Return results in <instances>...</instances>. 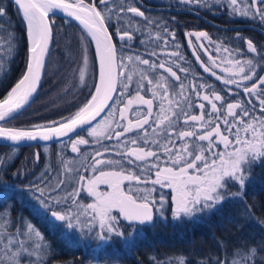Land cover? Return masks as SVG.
<instances>
[{
	"label": "snow or ice",
	"instance_id": "6c2138e0",
	"mask_svg": "<svg viewBox=\"0 0 264 264\" xmlns=\"http://www.w3.org/2000/svg\"><path fill=\"white\" fill-rule=\"evenodd\" d=\"M192 2L194 0H180L182 4ZM14 6L17 14L22 15L24 32L18 37L14 31H8L4 27L3 18L7 16V9L0 5V74L6 75L9 71L5 67V56L2 53H7V57L10 58L18 46L26 42L25 66L20 78L8 91L6 97L0 100V121L13 118V114L29 103L30 98L36 93L47 70V57L50 53L55 24L52 17L57 10L78 21L86 33L81 35L83 47L78 68L80 84L87 83V73L91 63L89 47L92 43L95 44V59L99 64V80L93 85L94 92H89L91 98L77 111L67 117H61L59 121L36 124L30 129L0 125V139L11 142V153L17 151L16 146L21 142L49 141L54 137L68 136L69 133H74L85 125L88 126L90 136L107 135L108 139L114 137L118 142L116 147L127 144V141L122 140L125 134L134 131L138 134L130 141L137 147H124L122 151H118L116 155L121 157L119 160L98 159L97 157L102 155L99 151L91 157V167L94 172L98 170L97 166L102 164L113 166L114 170L99 171V175L87 180L86 191L94 198L93 203L87 205L79 203L76 199L85 187L83 183L80 188H73L72 192L61 194V188L66 183L65 179L53 178L55 182H46L42 172L39 177L27 184H16L9 179L7 167L0 166V205H2L0 206V222H2L0 235L6 239V243L0 249L4 253L0 264H47L48 260L55 255V249L51 243L46 241L44 234L31 220L22 214L17 215L14 221L9 219L12 208L10 202L13 199L26 204L35 216L47 224L49 231L58 232L60 238L69 244L95 241L98 249L109 247L115 249V246L119 244L120 251L129 252L140 242L146 227H155L157 223L167 224L168 218L162 211L165 197L160 196V206L157 207V201L152 196L155 187L145 186L137 189V192L143 193V195H137L131 189L125 191L122 186L124 181H136L137 184L144 185L151 183L153 186L159 185L162 189H170L173 222L196 219L200 214L216 210L229 199L234 201L245 199L248 187L253 182L254 165L264 163V76L258 75L256 70V65L264 62V52L258 50L251 40H246L247 49L259 56V61L245 60L244 64L248 66V70L245 71V68L240 66V61L226 57L224 62L238 67L237 74L241 76V79L216 76V79L221 80L224 85L234 84L237 89L242 88L248 100L245 102L242 99H236L234 102H227L225 96L216 91L213 86L200 84L197 89L193 84L192 91L197 98L207 102V105L203 102L199 103L197 107L201 113L194 115L186 111L183 106L187 104L189 109L192 108V101L190 96L186 95L187 86L184 83H179L177 92L176 86L170 84L168 77L149 75V71L163 69L170 77L180 81L177 72L169 66L170 62L161 61L157 64L144 59L139 54L125 56L121 53L118 56L117 46L110 33L113 15L118 22L127 20L126 25L121 24L116 29V35L121 41L134 39V32L137 29L129 31L134 17L142 18L146 21V26L156 24L157 27H161L157 20L145 15V12L136 5L135 0H121L120 3H116V0H98V3L93 0L88 2L75 0L74 3L68 0H14ZM230 7L232 13L243 16H249V9H255L251 15L259 16L261 23H264V0H249L243 12L239 11L238 0H230ZM128 13H131L132 17H127ZM136 23L139 24V21ZM163 31L169 32L166 26L163 27ZM169 34L175 40V34ZM186 35H195L198 40L202 37L210 41L206 32ZM237 36L239 37V33ZM155 38L160 39V34L157 33ZM191 44L189 40V45ZM123 47L124 45L121 44L120 48L123 49ZM176 47L179 48V44ZM201 47H204L203 43ZM217 49L229 52V55L232 54L229 48L221 44L217 45ZM155 54V52L150 53V55ZM168 55L183 59L179 52H171ZM125 59L133 64L145 65L147 68L137 73L126 71L128 66L124 64ZM197 59L199 60V56ZM209 59L212 61V66L216 67L215 60L212 57ZM201 66L205 72L216 75L212 68L203 63ZM179 68L182 72L188 71L182 66ZM261 70L264 71V68ZM222 71L227 73L229 69L224 68ZM134 74L140 77L136 82L138 88L136 94L131 96L123 107L118 108L119 100L109 104V101L114 99L112 93L118 90L117 85L123 89L121 95L129 93ZM144 81H147V87ZM244 81L251 82L250 86L243 83ZM204 89L208 91H202ZM140 90L150 91L153 99H145ZM228 91L231 92V89ZM252 97L259 102L258 114H256L257 105ZM157 98L160 100V110L156 113V120L152 122L155 124L152 135L156 138L149 141L145 126L150 125V118L154 113V100ZM165 102H167V108ZM133 104L147 106V113H136L135 121L128 115ZM208 105L210 110L206 111ZM106 108L110 109V118L101 121L105 127L98 131L100 126L94 127L91 122L95 121ZM117 109L119 120L116 119ZM181 116H183L184 124L189 125L191 122V126L178 132L176 140H179L181 145L176 147V140L171 137L175 130L174 126ZM124 121H127V124ZM112 125L116 127L113 128ZM140 131L143 132V136L139 135ZM163 132H167L168 140L161 145L158 138ZM140 140H143L144 145L151 142L163 149L168 156L165 166L160 165V157L156 151L139 146ZM203 142H207L206 147ZM88 143V140L82 137L72 140L71 149L78 153L80 152L78 146ZM220 145H223V151L217 150ZM105 151L108 149L105 148ZM7 159L11 160L12 154H9ZM39 160L40 153L37 152L34 163ZM125 161L128 165L141 162L145 165L141 167V172L155 169V179H143L141 175L125 168ZM2 163H4L3 158H0V164ZM63 163L64 172H71L72 169L67 162ZM116 168L119 170H115ZM22 171L23 166L12 172L11 177L19 179ZM63 174L62 172L61 175ZM79 181H85V176L79 175ZM99 184H107L110 191L98 192L96 186ZM233 187L236 191H230ZM25 195L28 197L27 201ZM69 200L72 202L71 205L68 204ZM113 210L118 211L119 215H114ZM244 216L252 218L251 206L246 207ZM229 222L237 223L234 220ZM259 223L264 226V220ZM10 224L15 227V232L8 230ZM217 246L220 249V255L202 258L197 261V264H264V241L250 243L245 240L243 243L233 245L231 254L228 253V246L223 241H218ZM24 253L27 257L22 256ZM32 257L35 259H30ZM155 264H189V262L184 255H178L168 257L167 260H156Z\"/></svg>",
	"mask_w": 264,
	"mask_h": 264
},
{
	"label": "trees",
	"instance_id": "16d2710c",
	"mask_svg": "<svg viewBox=\"0 0 264 264\" xmlns=\"http://www.w3.org/2000/svg\"><path fill=\"white\" fill-rule=\"evenodd\" d=\"M68 1L75 2V0ZM85 2H88V0H85ZM95 2L98 3V0H95ZM120 2L121 0H116V3ZM140 2L152 7L163 6L185 11H146L135 2L136 5L145 12L147 17L157 20L161 27H157L156 24L146 26V21L140 17H134L132 18L133 24L131 28H129V31L133 29H137V31L134 32V39L131 41L127 39L121 41L116 35V29L120 27L121 24L126 25L127 20L125 19L118 22L116 16L113 15L111 18L110 33L113 35V42L117 46L118 56L121 53L125 56L139 54L144 59H149L157 64L161 61L170 62L169 66H171L174 71L177 67L182 66L188 69V72L180 74L179 82H176L175 79L170 77L163 69L149 71V75L153 77L163 75L168 77L170 84L177 85L179 83H184L187 88H191L193 84H195L196 87H199L200 84L211 85L221 95L225 96L227 102H234L236 99H242L245 102L248 100V97L244 96L242 88L237 89L234 84L224 85L221 80L216 79V76L229 78L232 75L228 76L218 71L212 66V63L209 64L208 67L212 68V71L215 72L216 75L202 70L201 64L205 61L200 57L199 60L197 59L198 54L194 51L192 45H189L190 37L193 35L186 34L206 32L210 38V57L214 60L217 59L218 56H221L220 53L222 55L229 53L224 52L222 49H217V45L221 44L229 48L233 54L237 55L242 65H244V61L248 59L259 61V56L255 53H249L246 50V40H251L258 50L264 52V36L262 33L255 28H235L238 25L245 24L252 25L264 31V23H261L259 16L253 17V15H251V13L255 12V9H249V16H243V19H236L232 18L224 7L217 8L213 6L209 0H204L201 5H198L195 0L192 3L184 4L177 0H166L164 3L156 2V0H140ZM248 2L247 0V3ZM0 5L7 9V16L3 18L4 27L8 31H14L18 37L22 36L24 24L21 16L17 14V9L8 0H0ZM102 7L103 6H101V8ZM116 11H118V9H116ZM196 13L206 20L200 18ZM127 17H132V14L128 13ZM52 19L55 21L52 47L47 61V70L43 75L39 91L26 110L9 122L1 124L3 126L30 129L36 124H47L49 121H59L61 117H67L71 113L77 111L79 107H82L83 104L90 99L89 92L94 91L93 85L97 81L98 66L93 45L91 44L89 47L91 63L88 68L87 83L86 85H81L78 77V68L81 63V52L83 47L81 35H86V33L73 22L59 17H52ZM137 21H139V24L136 23ZM164 26L168 28L169 32L166 33L163 31ZM157 33L160 34V39L155 38ZM169 33L175 34V40L172 39ZM237 33H239V37ZM88 39L90 40V38ZM165 41H167V43H165ZM121 44L124 45L123 49L120 48ZM177 44H179V48L176 47ZM153 52L156 54L150 55V53ZM171 52H179L183 59L168 55ZM2 54L5 56V67L9 69V71L6 75L0 74V100L6 97L8 91L11 90L22 74V70L25 66L26 42L20 44L16 52L10 58L7 57V53ZM129 64L131 65L133 63H128L127 61V66H129ZM133 67L134 73L147 68V66L138 63L133 64ZM262 68H264V62H260L256 65L258 75L264 76V71L261 70ZM74 69L77 71L74 72ZM139 79L140 77L138 75L133 78V83L130 86L131 96H134L138 90L136 82L139 81ZM233 79L240 80L241 76L237 78L233 77ZM143 83L147 87V81ZM246 84L250 86L251 82ZM228 89H231V92H229ZM121 90L122 89L118 85L119 94H117L114 101L121 99ZM140 91L141 95L143 94L144 96L146 92L143 90ZM237 93L240 95L237 96ZM252 99L257 105L256 112L259 113V102L255 97H252ZM155 100L157 101V99ZM249 107L251 106L249 105ZM149 126L150 125L145 126L147 128V133ZM86 132L85 130L54 144L17 147L15 153H11V146L0 145V158H3L4 161L0 166L7 167L9 179L16 183L17 180L11 177V173L22 168V166V174L25 173L26 176L38 165L47 164L52 167L58 164L62 165L64 164L63 162L75 159L73 154L69 151V145L72 140L82 137V134H86ZM131 134L133 135L131 137L132 139L137 136L138 132L134 131ZM139 135L142 136L143 132L140 131ZM85 139L88 140V144H90L88 148L90 149L94 141H91L89 138ZM124 141L128 142V139ZM139 146L149 148L148 144H143V140L139 141ZM131 147H137V145H132ZM42 148H47V152L45 153ZM102 148L110 149L108 147ZM151 150L157 152V149L151 148ZM118 151L121 150L119 149ZM37 152L40 153V160L34 163V156ZM96 152V150L92 149V151L85 154V164L89 165L88 169L85 168L86 171L89 170L92 164L91 157ZM9 154H12L11 160L7 159ZM100 157L101 156L97 158ZM112 159H121V157L116 155L112 156ZM138 163L141 162H136L135 164ZM124 166L131 170L130 165L126 162ZM145 175L146 177H142L143 179H155V174L152 170ZM252 175L253 182L249 185L248 194L244 200L234 201L229 199L222 206H218L216 210L198 215V220L194 227L196 230L194 240L193 236L190 234V227H182L184 228V235H182L181 238V247L195 254L196 261L206 258V256L220 255L221 252L217 246L218 241H223L228 246L227 251L229 254H231L233 245L243 243L245 240L250 243L264 241V226L259 223V221L264 220V163H257L254 165ZM147 185L151 186V183ZM230 191H236V188H230ZM247 206H251L252 218L250 219L244 216ZM230 220H234L237 223H230Z\"/></svg>",
	"mask_w": 264,
	"mask_h": 264
},
{
	"label": "flooded vegetation",
	"instance_id": "af4514ba",
	"mask_svg": "<svg viewBox=\"0 0 264 264\" xmlns=\"http://www.w3.org/2000/svg\"><path fill=\"white\" fill-rule=\"evenodd\" d=\"M148 6V5H147ZM142 8V7H141ZM204 38H200L199 40L197 37L194 35L190 37V40L192 42V47L194 51L198 54V56L204 60L203 62L204 65L208 66L209 64L212 63L210 61L209 53H203L201 51V43L199 41H202ZM194 40L196 45H194ZM206 41L202 42L203 45H205V50L210 51L209 49V40L208 44L205 43ZM199 43V47H197V44ZM205 43V44H204ZM207 45V46H206ZM207 51V52H208ZM126 60V59H125ZM178 65V64H177ZM203 68V67H202ZM204 71V69H202ZM177 72V75L180 77V74L184 72L180 71V68L177 67L175 69ZM188 72V71H187ZM191 73V72H190ZM176 81V80H175ZM177 82V81H176ZM179 82V81H178ZM176 86V91H179V84L175 85ZM199 89V87H196ZM123 89L121 90L122 93ZM145 91V99H152V93L150 91ZM202 91L207 92L208 89H204ZM130 93V90H129ZM125 93L124 95H121V99L119 100L120 103L118 105L119 107H123L124 104L127 102V100L131 97V94ZM118 90L116 92L117 96ZM143 95V94H142ZM186 95L190 96V99L192 101V108L189 109L187 104H184V108L186 111H189L191 114L194 115H199L201 113V110L197 105L201 102L205 103L207 105V102L205 101H200L195 92L192 91V86L191 88H187ZM115 96V98H116ZM114 98V100H115ZM112 101L111 104L115 103L116 101ZM165 105L167 106V102H165ZM160 108V100L157 98V101L154 100V113L153 116L150 118V125L152 122L155 121L156 113L159 112ZM210 110V105L206 107V111ZM109 112L110 109H107V111L101 116L95 123L92 124V126H96V124L100 123L103 118H108L109 117ZM147 113V106L143 104H133L132 108L129 109L128 115L129 118L132 119L133 121L136 120V113ZM110 118V117H109ZM116 119L119 120V111L117 109L116 112ZM125 124H127V121H124ZM154 124V123H153ZM191 126V122L189 125H185L183 122V116L180 117L179 122L174 126L175 130L172 132V139L176 140V136L179 131L181 130H186ZM113 128H115V125H112ZM147 129V128H146ZM87 132L86 134H82V138H89L91 141H94L91 145L95 146L89 149L88 146L90 144H85V145H79L78 147L80 148V152L76 153L73 152L71 149V144L69 151L73 154V156L76 158L80 157V162L81 164L79 166H75L76 170L74 171L73 174H70L69 172H64V164H58L57 166H50V165H38L37 167H34L31 173H28L25 176V173L21 175L19 179H16V184H27L29 181L35 180L36 177H39L41 173L43 172L45 177H46V182L47 181H53V178H58V179H65L66 183L65 185L62 186L61 188V194H64L65 192H72L73 188H80L81 184L85 186L84 189L81 190L79 196L76 197L79 203L87 205L89 203H93L94 198L90 195H88L86 191V186H87V180L90 178H93L95 175H99V171H111L110 165L107 164H102L97 166V171H93L92 167L90 166L89 170L88 169L89 165L85 164V154L87 152L92 151V149L96 150L97 152H101L102 155L100 158L101 160H107V159H112V156H116V153L120 149L124 147H131V137L133 136L131 133L125 134L124 137H122V140H127L128 142L126 145H121V147H116L117 145V140L113 137L112 139H108L107 135L102 138H96L93 136H90L88 134L89 129H85ZM83 130V131H85ZM122 130V129H119ZM82 131V132H83ZM150 128L148 127V139L151 137L150 135ZM133 133V132H132ZM143 136V135H142ZM81 138V137H78ZM77 138V139H78ZM159 139V142H161V145L167 142L168 140V135L167 134H162ZM152 139H149L151 141ZM101 141V142H100ZM151 142H149L148 147L150 148ZM181 142L179 140H176V147H180ZM102 147H108L110 148L108 151H105L104 148ZM169 147H172V145H169ZM102 148V149H101ZM153 148V147H152ZM151 149V148H150ZM157 149V154L159 155L160 158L166 157V154L164 153L163 149L161 147L158 148H153ZM113 160V159H112ZM116 160V159H114ZM89 163V161H88ZM163 165V163H162ZM164 166V165H163ZM86 168V169H85ZM47 169V171H46ZM64 173L61 175V173ZM155 174V171H152ZM87 173V175H86ZM79 175H84L85 176V181L80 182L79 181ZM136 181H124L123 187L125 191H128L127 188L129 184H133ZM137 185H143V186H149V185H144L143 183L137 184ZM156 186V185H155ZM151 185L150 187H155ZM159 186V185H158ZM97 187V186H96ZM156 188V187H155ZM159 188V187H158ZM157 188V189H158ZM105 189V190H104ZM103 192L110 191L108 185L103 186ZM162 194L165 197V203L162 211L168 218L167 224L163 223H157L155 227H146L143 231V237L140 240V242L137 244V246L129 251H120L119 244L115 246V249L109 247L107 249H98L96 248V243L95 241H82L79 244H69L68 242L62 240L59 236V233H53L49 231L47 224L44 223L39 217L35 216L29 207L26 206V204H22L20 201L13 199L11 201L12 208H11V216L9 217L10 220L14 221V218L17 215L22 214L24 217H27L29 220L32 221V223L44 234V237L46 241L50 242L52 247L55 249V255H53L47 262V264H155L156 260H167L168 257H174L178 255H184L189 264H197L196 261V256L195 254H192L190 250H187L183 247H181V241H182V235L184 232V228L189 226L190 227V234L193 236V240L195 237V224L198 220V217L196 219H184L182 221L178 222H173L171 219L172 216V210H171V190L167 188H161ZM97 191L99 192L100 189L97 187ZM160 194L155 195L156 201H157V207L160 206L159 200H160ZM25 200H28V197L25 196ZM71 200L68 201V204L71 205ZM2 206V205H0ZM83 211V209H81ZM114 215H119L118 211L113 210ZM82 219H87V217H82ZM2 223V222H0ZM8 230L11 232H15L16 229L14 226L11 224L8 226ZM6 243V239L3 235H0V249L3 248V244ZM191 253V254H190ZM3 251H0V259L3 258ZM23 257H27V254L24 253L22 254ZM207 257V256H206ZM30 259H35V257H32Z\"/></svg>",
	"mask_w": 264,
	"mask_h": 264
},
{
	"label": "rangeland",
	"instance_id": "374dc122",
	"mask_svg": "<svg viewBox=\"0 0 264 264\" xmlns=\"http://www.w3.org/2000/svg\"><path fill=\"white\" fill-rule=\"evenodd\" d=\"M166 0H156V2H159V3H164ZM177 1H180V0H177ZM209 1H211V4L213 5V6H215V7H217V8H220V7H224L226 10H227V12L229 13V15H231L232 16V18H236V19H243L244 17H243V15H239V14H236V13H232V11H231V7H230V0H209ZM249 1V0H248ZM204 2V0H199V2H196V3H198V5H201V3H203ZM247 4V0H238V8H239V11L240 12H243L244 11V9H245V5ZM231 13V14H230ZM194 36V35H193ZM204 41H206L205 43L206 44H208V40H204V39H202V41H199L200 43H202V42H204ZM197 43V42H196ZM196 43H195V40H194V45H196ZM204 43V44H205ZM207 46V45H206ZM197 47H199V43L197 44ZM206 48H205V45H204V47L203 48H201V51L203 52V53H209L210 51H208V49H207V51L205 50ZM246 50L248 51V49H247V46H246ZM249 52V51H248ZM249 53H251V52H249ZM220 55L221 56H218L217 57V59H215V63H216V67H214V68H216L218 71H220V72H222V73H225L226 75H228V76H230V75H232L231 76V78H237V77H240V75H238L237 73H238V71H239V69H238V67H236V66H234L233 64H229V63H226V62H224V60H225V58L227 57L228 59H231V60H238V61H240V66H243L244 68H245V71H247L248 69V66L247 65H242L241 64V60L237 57V55H235V54H231V55H229V53L227 54V53H225V54H221L220 53ZM216 58V57H215ZM220 58V59H219ZM211 61V60H210ZM125 62V64L127 65V60L126 61H124ZM128 63H129V61H128ZM224 68H227V69H229V71L226 73V72H224V71H222V69H224ZM133 70H134V67H133V64H129V66L127 67V70L126 71H129V72H133ZM134 73V72H133ZM231 73V74H230ZM134 77H136V75L134 74L133 75V78ZM125 82H127L126 80H125ZM245 83H249V81H244ZM219 103V102H218ZM259 106V105H258ZM165 107L167 108V106L165 105ZM159 110H160V108H159ZM256 114H258V112H256ZM109 118V117H108ZM156 118L157 117H155V120H156ZM106 118H103V120H101V121H104ZM97 125H99L100 127L98 128V131H101V130H103L104 129V127H105V125H102L101 124V122L100 123H98V124H96V126ZM153 127H155V124H151L150 126H149V128H150V135L152 134V130H153ZM162 134H167V132H163ZM106 135H104V136H98V138H102V137H105ZM97 138V137H96ZM154 138H156V137H153V135H151V137L149 138V139H154ZM160 138V137H159ZM160 144H161V142H159ZM196 143H201V142H199V141H196ZM204 143V145H205V147L207 146V142H203ZM158 148L157 147V145H155V144H152L151 143V145H150V148ZM45 149H47V148H42V150H44V152L46 153L47 151H45ZM48 150V149H47ZM218 151H223V145H220L219 146V148L217 149ZM80 157H78V158H76V159H74V160H68V161H66L67 162V164H68V166H69V168H71L72 169V171L71 172H69V174H70V177H71V174H73L74 173V171L76 170V168H75V166H79L80 164H81V162H80ZM116 160H119V159H116ZM166 161H168V156L166 155V157H164V158H160V160H159V163H160V165L161 166H165V162ZM126 162V161H125ZM151 162H155V161H151ZM162 163H163V165H162ZM79 164V165H78ZM137 165H140L139 167L137 166ZM145 165H143V164H141V163H138V164H132V165H130V167H131V171H133V172H135V174H137V175H141L142 177H146V175L145 174H148L149 172H151V170L152 171H155V169H149L148 171H146V172H141V167H144ZM110 167V169L111 170H114L113 169V166H109ZM115 170H118V169H115ZM62 171H64V170H62ZM133 183V182H132ZM104 185H106L107 186V184H99V185H97V187H98V189H100V191L99 192H102L103 193V191L105 190H103V186ZM145 186H143V185H137L135 182L133 183V184H129V186H128V188H127V190H129V189H131L132 190V192L134 193V194H137V195H143V193H139V192H137V189H140V188H144ZM148 188H152V187H150V186H147ZM156 188H155V191L152 193V196H155V195H161L163 192H162V190H161V188H160V186H158V185H156L155 186ZM159 187V188H158ZM158 188V189H157Z\"/></svg>",
	"mask_w": 264,
	"mask_h": 264
},
{
	"label": "water",
	"instance_id": "95a60500",
	"mask_svg": "<svg viewBox=\"0 0 264 264\" xmlns=\"http://www.w3.org/2000/svg\"><path fill=\"white\" fill-rule=\"evenodd\" d=\"M13 6H14V0H8ZM69 2V1H68ZM93 2H95V0H93ZM135 2L140 6L142 7V9L146 10V11H172V12H178V11H185V10H181V9H174V8H167V7H163V6H158V7H152V6H147V5H144L143 3L140 2V0H135ZM70 3H74V2H70ZM15 7V6H14ZM16 8V7H15ZM200 18H203L201 15H199L198 13H196ZM21 18H22V15H20ZM53 17H59V18H63L64 20H67V21H70V22H73L75 24H77L80 28H82V26L79 24L78 21H76L75 19H73L72 17H68L64 14H61V13H56L55 16ZM205 19V18H203ZM206 20V19H205ZM235 28H255L257 30H259L262 35L264 36V31H262L261 29L257 28V27H254L252 25H238L236 26ZM83 29V28H82ZM84 31V30H83ZM53 38V37H52ZM90 38V37H89ZM93 47H94V51H95V44L92 43ZM51 47H52V40L50 42V51H51ZM50 54V53H49ZM49 57V55H48ZM48 57H47V61H48ZM97 66H98V74H99V64H98V61H97ZM43 79V78H42ZM97 80H98V76H97ZM42 82V80H41ZM41 82L38 86V89L36 91V93L33 94V96L30 98V101L29 103H27L22 109L18 110L17 113H14L13 114V118H10L6 121H0V125L3 124V123H6V122H9L10 120L14 119L15 117L19 116L24 110H26L29 105L33 102L34 98L36 97L38 91H39V88H40V85H41ZM97 82V81H96ZM117 88H118V85H117ZM94 92V91H93ZM116 92H113L112 95L113 97L115 98L116 96ZM114 100V99H113ZM109 101V104L112 103V101ZM107 111V108L105 109V111L103 113H101V115L99 117H97V119L95 121H92L91 123H95L101 116H103V114ZM86 128H88L87 125L85 126H82L81 128H78L76 130V132L74 133H69L68 136H64V137H60V138H53L49 141H25V142H21L20 145L16 146V147H29V146H36V145H49V144H54V143H58V142H61L63 140H66L72 136H75L76 134L82 132L83 130H85ZM0 145H5V146H11V142L10 141H4L3 139H0Z\"/></svg>",
	"mask_w": 264,
	"mask_h": 264
},
{
	"label": "bare ground",
	"instance_id": "6f19581e",
	"mask_svg": "<svg viewBox=\"0 0 264 264\" xmlns=\"http://www.w3.org/2000/svg\"><path fill=\"white\" fill-rule=\"evenodd\" d=\"M56 13H61V14L65 15V13H63L62 11H59V10H57ZM98 80H99V74H98ZM98 80H97V82H98Z\"/></svg>",
	"mask_w": 264,
	"mask_h": 264
}]
</instances>
